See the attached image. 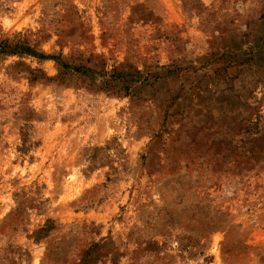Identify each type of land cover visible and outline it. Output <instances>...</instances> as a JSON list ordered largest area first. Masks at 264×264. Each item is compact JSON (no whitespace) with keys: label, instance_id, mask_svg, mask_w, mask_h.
I'll list each match as a JSON object with an SVG mask.
<instances>
[{"label":"rangeland","instance_id":"1","mask_svg":"<svg viewBox=\"0 0 264 264\" xmlns=\"http://www.w3.org/2000/svg\"><path fill=\"white\" fill-rule=\"evenodd\" d=\"M0 264H264V0H0Z\"/></svg>","mask_w":264,"mask_h":264},{"label":"trees","instance_id":"2","mask_svg":"<svg viewBox=\"0 0 264 264\" xmlns=\"http://www.w3.org/2000/svg\"><path fill=\"white\" fill-rule=\"evenodd\" d=\"M18 49H19V47H17L15 49V51ZM4 50L5 49H2V52H5ZM20 51H21V53H27L30 55L38 56V54L35 51H33L32 49H30L29 47H24V48L20 49ZM62 65L64 66V68H67V65H64V63H62Z\"/></svg>","mask_w":264,"mask_h":264}]
</instances>
